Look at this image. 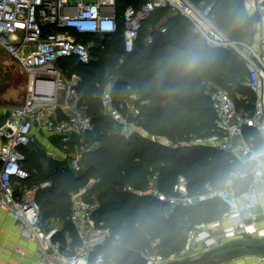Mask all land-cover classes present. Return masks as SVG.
Here are the masks:
<instances>
[{"label": "trees", "instance_id": "16d2710c", "mask_svg": "<svg viewBox=\"0 0 264 264\" xmlns=\"http://www.w3.org/2000/svg\"><path fill=\"white\" fill-rule=\"evenodd\" d=\"M146 1L117 3L122 12L129 4L140 7ZM191 1L200 8L213 3L209 13L213 22L233 39L253 40L256 23L242 0ZM164 17L167 19L163 32L157 25ZM148 35L152 36L149 43L145 40ZM83 40L90 44L92 59L88 63L70 56L58 60L57 65L67 75H80L79 99L91 115L99 137H90L91 131L85 135L88 144L93 145L83 152L81 172L68 168L42 174L38 180H32L31 174L20 183L32 186L50 179L52 186L42 188L36 195L38 200L39 194L44 193L40 204L42 224L50 229V221L59 219L62 227L54 239L65 241V234L69 233L73 247L79 241L70 220L71 195L89 185L84 197L96 205L92 218L110 230L107 241L97 250L104 251L115 264H145L142 251H178L184 246L188 229L220 219L227 209L218 198L172 206L155 195L140 193L151 179H155L160 190L170 194L183 175L187 179V193L192 197L228 187L239 194L252 183V173L238 157L204 143H192L216 130L207 84L210 90L227 86L242 101L239 109L252 110L254 95L245 84L248 70L234 50L208 44L195 31L192 21L171 7L155 9L143 23L131 53L123 50L121 31L111 38L90 35ZM96 54L100 55L95 59ZM109 79L116 107L133 101L139 108V114L132 119L137 126L178 143L153 140L138 130L126 137L118 123L100 110ZM133 94L138 98L131 100ZM246 131L253 136L255 146L264 145L255 129Z\"/></svg>", "mask_w": 264, "mask_h": 264}, {"label": "built area", "instance_id": "2783aa9c", "mask_svg": "<svg viewBox=\"0 0 264 264\" xmlns=\"http://www.w3.org/2000/svg\"><path fill=\"white\" fill-rule=\"evenodd\" d=\"M212 6L210 3L200 8L191 0H147L140 7L129 4L120 12L117 0H0V49L17 60L29 75L34 74L32 87L28 88L23 102L13 107L0 123V209L10 213L22 234L37 243L41 256L39 264H115L104 251L97 250L107 241L110 230L92 218L96 205L84 197L89 185L71 195L70 220L79 241L73 247L69 233L61 242L54 239L58 227L46 229L42 224L41 206L36 195L40 189L51 187L52 183L46 181L32 186L20 183L21 179L30 177L23 163L22 149L33 141L36 130L45 129L58 134L63 142H67L72 135L84 138L94 126L79 96L68 93L71 88L74 91L75 81L68 84L63 81L56 67L57 61L74 56L88 63L92 54L90 44L83 37L111 38L119 31L124 52H133L143 23L161 7H171L188 17L195 31L208 44L234 50L247 67L245 84L254 95L253 108L246 112L237 107L235 98L227 89H211L209 95L216 115V130L192 143H204L230 152L243 162L254 160L256 165L250 171L253 182L239 194L228 188H218L192 197L187 193V179L183 175L178 177L173 192L167 194L157 187L155 179H151L145 190H139L140 193L155 195L172 206L218 198L227 209L220 219L188 229L184 246L169 257L158 251H142L141 257L145 264H165L209 251L220 245L222 238L249 235L264 242V225L260 224L264 218L257 210L260 201L257 183L264 179V145L257 147L244 138L246 129L251 128L264 142V0H255L259 26L253 40L248 42L231 38L213 22L209 17ZM161 31H166V27H161ZM145 40L151 42L152 36H146ZM100 47L104 48L105 44ZM50 77L58 82L60 89L67 91L60 105L55 95L49 103L48 97L37 89L38 84L54 81ZM102 104L121 132L130 136L135 122L114 105L111 92H104ZM58 110L61 117L57 115ZM82 155H76L71 161V168L76 173L82 170ZM16 181H19L18 185ZM222 219H229L231 223L222 226Z\"/></svg>", "mask_w": 264, "mask_h": 264}, {"label": "crops", "instance_id": "0c3cea01", "mask_svg": "<svg viewBox=\"0 0 264 264\" xmlns=\"http://www.w3.org/2000/svg\"><path fill=\"white\" fill-rule=\"evenodd\" d=\"M242 3L251 17L257 13L255 0H242ZM166 19V17L162 18L157 27L161 28L165 26ZM252 21H255L256 23L257 33L259 18ZM56 67L60 72V77L66 84L70 82L72 83L73 80L75 81V84H73L74 86H72L74 91H72L71 88L68 90V93L80 96V91L78 90L80 75L77 72L67 75L58 65H56ZM37 89L42 91V93L48 97L47 102L49 103H51L50 98L52 95H55L60 105L67 95L65 89H60L58 87V82L56 80L51 81L48 84H38ZM132 96L133 98H131V100L138 98L137 94H133ZM120 108L130 117L131 120L139 114V108L133 104V101L126 102V104H124V106L122 105ZM4 110V108H0V123H2L10 113L5 114ZM100 110L102 113L106 114L103 104L100 107ZM57 115L58 117L62 116L60 110H58ZM136 130H138L142 136L153 140L159 138L161 142L169 144V139L167 137L150 134L135 123L133 131ZM244 138L250 143H255L252 140L253 136H251V133L248 131H245ZM84 139L85 138L83 137L72 135L69 141L63 142L58 134L48 132L45 129L36 130L33 141L27 147L22 149V153L24 154L23 163L28 168L30 176L32 174L31 179L38 180L39 177H43L42 174H54L61 170L68 168L71 169V161L73 157L78 154H83L85 151L83 150L85 143ZM47 181H50V179ZM93 181L94 179L91 180V182ZM262 181L263 183L258 185V188H260V201L257 205V210L260 213V217L264 218V179ZM15 184L18 185L19 181H16ZM41 195L42 193L39 194V196ZM261 195L263 196L262 198ZM50 222L51 223L48 225L50 228L56 226L60 229L62 227L59 219L53 218ZM230 223L229 219H222L221 221L222 226H228ZM260 224L264 225L263 219L260 221ZM243 237L251 236L242 235L236 237L237 239L222 238V241L226 242V244L223 245V249L215 253L209 259L195 264H264V258H262L264 257V249L252 248L250 247L252 243L245 244L238 240ZM217 247L218 245L215 246V248ZM40 260L41 256L37 243L29 240L22 234L16 220L10 213L0 209V264H39Z\"/></svg>", "mask_w": 264, "mask_h": 264}, {"label": "rangeland", "instance_id": "374dc122", "mask_svg": "<svg viewBox=\"0 0 264 264\" xmlns=\"http://www.w3.org/2000/svg\"><path fill=\"white\" fill-rule=\"evenodd\" d=\"M199 3H202V2H199ZM149 27H151V26H149ZM142 35H145L144 32ZM143 37H145V36H143ZM241 40L247 41V42L249 41V39L247 37L241 38ZM99 55L100 54H98V55L96 54L95 59L98 58ZM108 57H110V56H107V58ZM95 65H97V62ZM31 77H32L31 74L29 75L19 65L17 60L12 58L8 53L3 51L2 49H0V108L5 109L4 110L5 114H8L11 111L10 109H12L14 106H17L23 102V100L27 94V91H28V87H29V84L31 81ZM80 79H81V77H80ZM111 83H112V80L109 79V82H107V84H110V85L106 86V91H111ZM207 87H208V91H210L211 87H209V84H207ZM222 87L227 89L229 91V93H231V91L227 88V86L223 85ZM231 95L235 98L237 107L238 108L241 107L243 104L242 101L240 99H238V97L235 96V94L231 93ZM89 136L92 138L93 137L94 138L99 137V134L97 133L96 128L94 129V126H93V129L91 130ZM156 139L159 140V138H156ZM84 140L86 141V139H84ZM181 142H185V141L183 140ZM168 143L170 145H174L175 143H178V141L173 142V141L169 140ZM92 145L93 144L89 145L88 142L86 141V144L84 143L83 150H87ZM261 183H263V181L259 180L257 183V186ZM258 189L260 191V188H258ZM230 190H232V188H230ZM262 195H263V193H262ZM262 195H261V198L263 197ZM38 200H39V203L42 205V202L44 200V193H42V195L39 196ZM238 240H240L241 242H243L245 244H250V243L258 244V243L262 242L261 240L251 238V237H243V238H239ZM222 243L220 245H218V247L226 244V242H223V241H222ZM153 250L158 251L164 257H169L170 255L177 252V251L171 252L169 249H164V250L153 249Z\"/></svg>", "mask_w": 264, "mask_h": 264}, {"label": "water", "instance_id": "95a60500", "mask_svg": "<svg viewBox=\"0 0 264 264\" xmlns=\"http://www.w3.org/2000/svg\"><path fill=\"white\" fill-rule=\"evenodd\" d=\"M258 18H259V16L257 13H255L252 16V20H254V19L257 20ZM50 79L54 80L53 77H50ZM255 165H256V161H254V160L244 161V166L246 167V169L248 171H251ZM250 247L256 248V249H264V243L252 244V245H250ZM223 248H224V246H220L217 248L210 249L209 251H206L203 253H198V254L188 256V257H185L182 259L170 261V262L165 263V264H195V263H199V262H202L204 260L209 259L211 256H213L215 253H217L218 251H220Z\"/></svg>", "mask_w": 264, "mask_h": 264}, {"label": "bare ground", "instance_id": "6f19581e", "mask_svg": "<svg viewBox=\"0 0 264 264\" xmlns=\"http://www.w3.org/2000/svg\"><path fill=\"white\" fill-rule=\"evenodd\" d=\"M31 81H30V84H29V87L28 88H31L32 87V81L34 80V74H31Z\"/></svg>", "mask_w": 264, "mask_h": 264}]
</instances>
